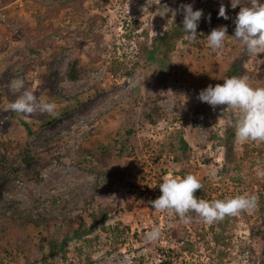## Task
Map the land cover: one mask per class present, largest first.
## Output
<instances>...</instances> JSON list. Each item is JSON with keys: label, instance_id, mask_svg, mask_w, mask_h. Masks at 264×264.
Returning a JSON list of instances; mask_svg holds the SVG:
<instances>
[{"label": "rangeland", "instance_id": "1", "mask_svg": "<svg viewBox=\"0 0 264 264\" xmlns=\"http://www.w3.org/2000/svg\"><path fill=\"white\" fill-rule=\"evenodd\" d=\"M186 4L203 9L196 42L182 30ZM239 10L231 0H0V264H264V141L239 142L233 110L198 98L233 63L264 86V62L234 37ZM221 25L230 37L217 53L205 38ZM15 78L55 113H15ZM189 172L203 184L197 197L250 193L257 204L212 223L154 210L158 181ZM78 215L89 227L79 235L68 226ZM54 243L63 251L51 255Z\"/></svg>", "mask_w": 264, "mask_h": 264}, {"label": "clouds", "instance_id": "2", "mask_svg": "<svg viewBox=\"0 0 264 264\" xmlns=\"http://www.w3.org/2000/svg\"><path fill=\"white\" fill-rule=\"evenodd\" d=\"M237 5H240V10L235 19L234 37L246 47V51L254 56L257 62H264L258 59V54L264 53V0H250L243 6L240 0H231L232 8H236ZM183 12L182 30L188 40L196 42L199 40L197 29L204 15L203 9L193 10L192 4H186L183 5ZM172 14L176 15L175 12ZM218 16L229 18L223 3L220 5ZM207 19L210 22L211 14H208ZM228 37L230 36L227 34V25H221L213 28L205 39L208 47L219 53L223 50ZM9 87L20 93L10 104L15 113L21 115H30L37 111L55 113L56 104L43 102L35 93L24 89L23 79H13ZM22 89L24 90L21 91ZM198 98L213 107L225 105L226 108L233 110L235 116L230 117L227 123L235 128V138L239 142L264 141V86H254L246 74L228 76L223 79L222 84L209 85L199 92ZM212 174L215 175L214 172ZM259 175L264 176V171L259 172ZM202 187L201 179L195 173L189 172L183 176L170 173L159 184L161 195L150 203L154 210L175 214L185 224L193 220L190 213H196L204 222L212 223L227 215L252 209L257 204L258 197L250 193L212 200L197 197L195 193ZM160 236L161 229L156 226L145 234V240L156 241ZM121 264L132 262L124 258Z\"/></svg>", "mask_w": 264, "mask_h": 264}, {"label": "trees", "instance_id": "3", "mask_svg": "<svg viewBox=\"0 0 264 264\" xmlns=\"http://www.w3.org/2000/svg\"><path fill=\"white\" fill-rule=\"evenodd\" d=\"M82 70V63H81V59L80 58H75L69 68V76L72 80H77L79 78V75L81 73ZM232 75H242V67L238 66L236 63H233L231 65V67L229 68V70L227 71L226 77L228 76H232ZM152 121H154V119L152 118ZM185 144V142H184ZM186 146V144H185ZM106 149V148H105ZM163 179H160L158 181V186L160 183H162ZM161 194V193H160ZM195 214V213H192ZM30 220V219H29ZM68 226L69 227H76V233L77 235H79L80 232H87L89 231V227L86 224V221L84 219L83 216H75L73 219H71L68 222ZM63 244L61 243H54L52 251L50 252L51 255H54L55 252H60L63 251ZM56 264V263H54ZM168 264H172L171 262H169Z\"/></svg>", "mask_w": 264, "mask_h": 264}]
</instances>
